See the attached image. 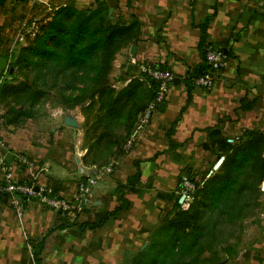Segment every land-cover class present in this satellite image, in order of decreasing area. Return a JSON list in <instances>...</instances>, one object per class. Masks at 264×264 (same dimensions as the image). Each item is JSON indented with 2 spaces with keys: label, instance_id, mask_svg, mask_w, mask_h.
<instances>
[{
  "label": "crops",
  "instance_id": "0c3cea01",
  "mask_svg": "<svg viewBox=\"0 0 264 264\" xmlns=\"http://www.w3.org/2000/svg\"><path fill=\"white\" fill-rule=\"evenodd\" d=\"M118 6L119 11L131 10L124 18L134 15L140 32L138 42L115 58L111 76L128 75L117 87L136 78L140 65L168 70L179 82L172 80L146 125L141 126L139 116L125 152L116 159V172L96 183L87 201L74 204L65 221L34 200L19 218L0 196V264H32L30 246L38 242L40 264H131L148 246L156 227L172 215L176 199L180 200L176 194L180 176L198 180L215 171L216 153L204 148L212 129L229 143H237L246 131L264 133V0H118ZM0 10L4 58L17 36L12 41L11 15L6 7ZM206 19L205 42L227 55L228 66L215 77L211 90L195 85L187 89V74L202 65L199 27ZM160 104L164 106L159 108ZM5 111L0 105V136L10 154L23 153L35 162L33 173L17 169L15 176H30L36 184L53 188L54 196L72 200L81 177L94 171V166L82 164L86 150L79 109L78 114L69 112L77 128L66 126L65 116L49 135L38 132L33 120L6 122ZM136 163L139 180L126 187L137 171ZM121 197L127 202L125 210L98 228H78L83 223L100 224L121 205ZM64 222L69 226L48 234Z\"/></svg>",
  "mask_w": 264,
  "mask_h": 264
},
{
  "label": "trees",
  "instance_id": "16d2710c",
  "mask_svg": "<svg viewBox=\"0 0 264 264\" xmlns=\"http://www.w3.org/2000/svg\"><path fill=\"white\" fill-rule=\"evenodd\" d=\"M7 1L0 0V9ZM94 4L92 9L78 8L74 1L59 6L45 16L46 20L34 33L23 35L25 45L17 53L14 47L6 49L3 56L12 72L4 73L0 105L6 110L4 120L8 123L35 121L41 118L39 111L44 106L61 108L64 112L78 108L84 119L82 149L86 153L82 164L101 167L125 152L124 145L139 116L155 99L158 84L140 72L123 87L111 83L115 58L138 42L140 22L134 15L126 19L112 13L110 18L109 9L119 11L118 0H95ZM208 21L199 27L202 65L187 74L184 79L187 89L211 71L205 60L209 46L205 42ZM127 77L124 74L117 82L124 84ZM177 122L178 119L173 122L168 138ZM204 148L214 151L217 161L222 157V163L211 174L198 180L190 178L194 191L189 200L181 205L179 198L176 199L172 215L156 227L148 246L131 264H220L221 254L228 258L236 255L243 223L248 219L261 222L264 133L246 131L237 143H229L220 137L218 130L212 129ZM136 168L135 175L124 186L138 182L137 163ZM85 180L81 177L79 182ZM19 183H27V178ZM50 189L54 195V189ZM120 200L121 205L100 224L83 223L78 228L100 227L108 218L125 210L127 202L122 197ZM61 219L65 221L66 217ZM68 226L61 223L48 234ZM30 248L33 263L40 264L42 242Z\"/></svg>",
  "mask_w": 264,
  "mask_h": 264
},
{
  "label": "built area",
  "instance_id": "2783aa9c",
  "mask_svg": "<svg viewBox=\"0 0 264 264\" xmlns=\"http://www.w3.org/2000/svg\"><path fill=\"white\" fill-rule=\"evenodd\" d=\"M205 52V60L211 71L196 79L194 84L196 87L209 91L214 83L213 76H218L226 69L228 58L221 50L211 45L206 48ZM139 72L158 84L155 99L147 106L141 116L140 124L144 126L149 122L158 104L164 100L173 76L170 71L153 65H140ZM2 73L0 74V85L3 82L5 72ZM7 154H10V151L0 136V193L5 195L8 205L19 218L23 216L26 205L33 200L57 213L60 217H66L75 208L74 204L79 205L91 197V189L96 183L102 182L106 177L114 174L119 167V162L116 159L110 160L101 167H93V173L87 176L85 181L78 183L73 199L68 200L51 195L50 188L36 184L30 176L24 177L27 178V183H19L20 178L15 176L16 170L28 171L31 174L35 170V162L23 153H15L12 155L13 162L8 163L5 161ZM35 186H38V192L34 190ZM193 191L194 183L187 175H181L176 194L179 197L184 196L183 201L187 202Z\"/></svg>",
  "mask_w": 264,
  "mask_h": 264
},
{
  "label": "rangeland",
  "instance_id": "374dc122",
  "mask_svg": "<svg viewBox=\"0 0 264 264\" xmlns=\"http://www.w3.org/2000/svg\"><path fill=\"white\" fill-rule=\"evenodd\" d=\"M70 1H74L76 7L81 9H92L95 7V0H8L5 5L6 11L9 12L11 20L14 23L12 26L14 36L12 41H14L16 36L18 41L14 46V53H17L20 46L25 45L23 38L25 33L29 31L34 33L36 27L43 20H46L44 19L46 15H50L59 6L65 5ZM130 11L131 10L124 9L120 11L116 10L112 13L116 16H126ZM0 15L3 17L4 14L0 13ZM118 73L111 76L110 79L111 83L116 87L119 85L117 82ZM39 112H41L40 115L42 116L35 120V127L38 132H43L46 135L50 134L52 127L58 129L62 117L69 116V112L78 114L76 109L64 112L61 108L55 107V109H52L48 106H44ZM56 114H60V117L54 118L51 116H55ZM186 206L187 205L184 204L182 207L185 208ZM259 217L260 223H255L252 219H248L243 223L244 229L240 235V242L237 245L236 255L228 258L221 254L220 264H264V211ZM232 243L234 242L232 241Z\"/></svg>",
  "mask_w": 264,
  "mask_h": 264
},
{
  "label": "water",
  "instance_id": "95a60500",
  "mask_svg": "<svg viewBox=\"0 0 264 264\" xmlns=\"http://www.w3.org/2000/svg\"><path fill=\"white\" fill-rule=\"evenodd\" d=\"M111 14H112V9H109V17H110V18H112V17H111ZM129 52H130L131 55H133V54L135 53V47H134V46L130 47ZM6 71H8V72L11 73V72H12V69H11V68H10V69L8 68V62H7V59L0 57V72H6ZM173 82H174V83H178L179 80L175 78V79L173 80ZM163 106H164L163 104H160V105H159V108H161V107H163ZM64 124H65L66 126L70 127V128H77V123H76V121H75L73 118L69 117V116H66V117L64 118ZM11 159H12V155H11V154H7V155L5 156V161H6V162L9 163V162L11 161ZM222 161H223V158H220V159L215 163V165H214V167H213V170H216V169L220 166V164L222 163ZM34 190H35L36 192H38V186H35V187H34ZM261 190L264 191V183L261 185ZM1 195H2V194L0 193V196H1ZM183 200H184V196H181V197H180V200H179V203H182ZM4 201H6V200L4 199Z\"/></svg>",
  "mask_w": 264,
  "mask_h": 264
}]
</instances>
